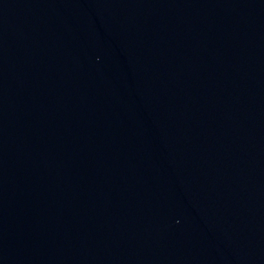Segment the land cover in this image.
I'll list each match as a JSON object with an SVG mask.
<instances>
[{
  "label": "water",
  "instance_id": "obj_1",
  "mask_svg": "<svg viewBox=\"0 0 264 264\" xmlns=\"http://www.w3.org/2000/svg\"><path fill=\"white\" fill-rule=\"evenodd\" d=\"M0 264H264V0H0Z\"/></svg>",
  "mask_w": 264,
  "mask_h": 264
}]
</instances>
